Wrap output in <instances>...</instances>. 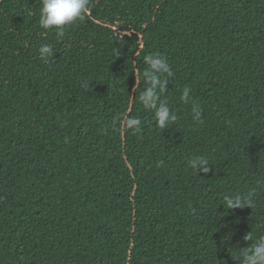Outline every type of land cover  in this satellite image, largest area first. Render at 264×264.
Returning <instances> with one entry per match:
<instances>
[{"label": "trees", "instance_id": "trees-1", "mask_svg": "<svg viewBox=\"0 0 264 264\" xmlns=\"http://www.w3.org/2000/svg\"><path fill=\"white\" fill-rule=\"evenodd\" d=\"M41 7L0 0V264H239L264 235V0H90L62 39ZM149 54L174 73L164 131L134 91Z\"/></svg>", "mask_w": 264, "mask_h": 264}, {"label": "clouds", "instance_id": "clouds-1", "mask_svg": "<svg viewBox=\"0 0 264 264\" xmlns=\"http://www.w3.org/2000/svg\"><path fill=\"white\" fill-rule=\"evenodd\" d=\"M90 0H42L40 9L39 26L46 31L56 33L58 39L65 36L66 28L76 21L83 19L84 13L88 10ZM39 57L47 62L50 58L55 59L56 50L50 44H43L38 49ZM147 68L137 76L134 91L140 89L141 83L145 88L140 91L139 101L144 109L154 113L156 127L162 131L169 128L178 120V116L173 113L169 106L166 94L169 92L167 85L172 82L174 73L167 59L159 54H149L144 57ZM87 87V85H85ZM180 99L184 103L191 102L192 119L196 123H202L203 112L199 104L192 102V88L185 86L181 90ZM121 131H131L138 134L142 131V121L137 117H129L122 114L119 118ZM188 165L196 174H208L212 171V164L203 155L193 156ZM255 190L247 194L228 195L221 203L225 211L233 209H243L254 206ZM245 241H252V233L243 237ZM244 251L239 254V264H264V235H260L251 247H244Z\"/></svg>", "mask_w": 264, "mask_h": 264}]
</instances>
